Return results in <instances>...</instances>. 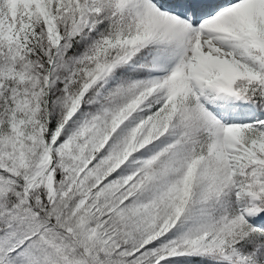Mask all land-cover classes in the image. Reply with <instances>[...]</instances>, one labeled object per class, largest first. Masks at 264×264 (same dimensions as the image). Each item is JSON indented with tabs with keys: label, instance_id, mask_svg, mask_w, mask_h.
I'll list each match as a JSON object with an SVG mask.
<instances>
[{
	"label": "snow or ice",
	"instance_id": "6c2138e0",
	"mask_svg": "<svg viewBox=\"0 0 264 264\" xmlns=\"http://www.w3.org/2000/svg\"><path fill=\"white\" fill-rule=\"evenodd\" d=\"M0 264H264V0H0Z\"/></svg>",
	"mask_w": 264,
	"mask_h": 264
}]
</instances>
